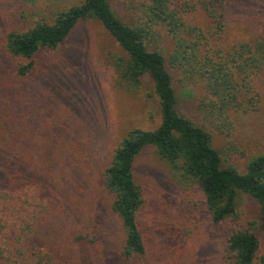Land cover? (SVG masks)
Listing matches in <instances>:
<instances>
[{"label":"trees","instance_id":"16d2710c","mask_svg":"<svg viewBox=\"0 0 264 264\" xmlns=\"http://www.w3.org/2000/svg\"><path fill=\"white\" fill-rule=\"evenodd\" d=\"M136 1L138 19L127 22L110 0H81L49 15L30 14L29 21L0 0V62L17 87L0 80V264H148L153 248L133 177L145 149L178 185L201 194L221 236L222 264H264V154L252 157L244 173L222 159L209 132L178 111L168 70L203 84L214 98L211 114L261 110L264 0ZM240 17L256 24L247 31ZM90 20L124 53L114 63L119 85L137 90L149 78L160 113L155 129L126 131L93 190L66 145L52 143L50 124L31 126L23 104V81L37 71L39 55L57 51L78 23ZM160 32L173 41L167 58L157 46ZM244 195L253 202V218L242 225L237 208ZM106 211L117 218L114 232L104 224Z\"/></svg>","mask_w":264,"mask_h":264},{"label":"rangeland","instance_id":"374dc122","mask_svg":"<svg viewBox=\"0 0 264 264\" xmlns=\"http://www.w3.org/2000/svg\"><path fill=\"white\" fill-rule=\"evenodd\" d=\"M2 1L29 21L30 14L49 15L81 0ZM110 2L119 18L127 22L138 19L134 8L138 1ZM239 21L242 28L247 26V31L256 24L249 25L243 17ZM159 36L157 46L167 58L173 41L163 32ZM235 36L241 34L236 32ZM123 54L98 22L83 21L57 51L40 54L37 71L23 81L27 86L24 94L28 97L23 101L25 117L39 130L41 121L46 126L50 124L52 143L56 144L58 138L59 143L66 145L79 162L78 174L91 190L98 186L100 172L126 131L153 130L160 123L158 102L149 78L137 90L119 85L114 63ZM168 70L180 114L209 132L212 147L222 159L244 173L252 157L264 154V96L261 95L263 102L258 112H239L229 117L211 114L209 105L214 98L206 94L203 84L184 79L171 66ZM6 73L7 65L0 62L3 85L10 84V90L17 88ZM257 91L264 95V87L257 85ZM133 177L144 198L141 220L153 248L148 264H222L218 252L221 236L210 223L198 190L178 185L152 149H145L137 156ZM252 203L245 195L239 200L237 210L242 225L253 218ZM103 218L104 224L114 232L117 218L109 211Z\"/></svg>","mask_w":264,"mask_h":264}]
</instances>
